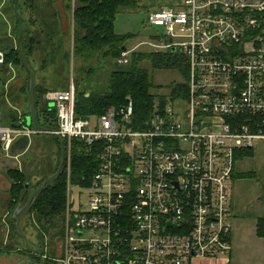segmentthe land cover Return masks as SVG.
Instances as JSON below:
<instances>
[{"label": "built area", "instance_id": "obj_1", "mask_svg": "<svg viewBox=\"0 0 264 264\" xmlns=\"http://www.w3.org/2000/svg\"><path fill=\"white\" fill-rule=\"evenodd\" d=\"M165 32L154 52L181 50L189 69L187 93L136 117L131 96L97 114L76 111V85L51 90L54 129L66 141L98 152L87 187L89 207L68 206L60 264H191L233 253L230 188L244 150L264 140V0H184L147 14ZM123 50L118 63L128 64ZM6 53L0 48V67ZM185 104V107H182ZM4 121L0 155L14 141L40 134ZM17 158V157H16Z\"/></svg>", "mask_w": 264, "mask_h": 264}, {"label": "rangeland", "instance_id": "obj_2", "mask_svg": "<svg viewBox=\"0 0 264 264\" xmlns=\"http://www.w3.org/2000/svg\"><path fill=\"white\" fill-rule=\"evenodd\" d=\"M75 3V0H28L27 7H24L27 17L25 26L29 31L27 37L34 38L30 58L34 66L32 68L35 71L36 82L39 90L46 88L51 91L66 89L71 80H74L76 86L83 91L105 94L110 89L111 72L120 67H126L127 64L118 63V58L113 56L107 57L106 48L88 50L87 54L75 53L73 31ZM150 6L154 9L155 5L141 4L135 8H123L116 14L114 20L116 33L123 38L127 50L134 49L128 57L130 63L133 62L135 52L154 53L150 43L157 42L165 32L163 27L152 25L148 21L147 14L150 12ZM10 8V0H0V39L4 41L10 39L17 48L15 20L10 18L12 15ZM53 34L54 39L51 36ZM91 52L93 57L89 56ZM51 53L53 57L50 59ZM168 53L170 52L161 49L159 55L167 56ZM175 56L178 57L176 61L173 57L168 58V61L174 63V66L170 65L168 68L163 65L155 66L152 60L147 58L140 61V66L148 69L151 81L157 86L151 90L157 106L172 104L173 85L186 81L182 72L187 64L184 55L181 50H178ZM0 74L3 77L0 80V95H2L4 110H7L10 116L8 124L12 125L10 121L13 119V122L20 123L30 107L28 94L21 92V86H27L30 82L29 73L18 63L5 61V64L0 67ZM16 100L19 102L14 103ZM44 102L47 105L46 100ZM48 105L53 107L52 102ZM182 107H185V104H182ZM92 121L94 127L97 114H93ZM56 153V142H53L49 134L40 133L38 136H31L28 148L14 159L17 160L19 167L26 165L29 171L36 174L38 163L49 157L53 158L55 156L53 154ZM67 171L69 181L71 165L70 173L68 168ZM236 173H238L237 176ZM246 173L252 175L245 176ZM70 181L72 182L70 200L73 209L88 208L93 189L72 179ZM10 186L11 180L6 171L0 169V246L3 242H9L2 240L4 237L14 239L13 242L6 243V245L13 244L9 248L10 253L6 254L0 249V264H37L36 258L22 252L25 245L24 237H20L15 232L11 233L5 227V221L8 220L11 212V209H8ZM68 199L67 194L66 208ZM230 200L233 206L235 235L234 251L232 257L230 256L231 264H264V235L258 234L260 219L264 220V140L256 141L251 154L239 158L231 182ZM65 213L66 209L52 219L47 224V229L38 227L33 213L24 214L21 221L22 230L30 246L40 248L44 257L56 261L57 264H60L62 257ZM40 231L43 235L41 238L38 236ZM18 249H21V252H18ZM227 258L224 256L219 260Z\"/></svg>", "mask_w": 264, "mask_h": 264}, {"label": "trees", "instance_id": "obj_3", "mask_svg": "<svg viewBox=\"0 0 264 264\" xmlns=\"http://www.w3.org/2000/svg\"><path fill=\"white\" fill-rule=\"evenodd\" d=\"M11 1V16L12 20H15V35L16 39L19 33V17L15 10V1ZM76 7L74 8V49L75 53L87 54L88 50H97L106 48L105 55L108 57L113 56L115 58H120L123 46H125L124 40L119 34L116 33L114 29V20L118 11L123 8H135L139 7L140 0H75ZM17 5L19 12L22 14L24 19V34L22 38V44L24 47V52L28 58V61L34 68L32 60L30 58L33 51L34 38L27 37L28 30L25 26V20L27 19L25 13V6L28 5V0H17ZM44 25V24H43ZM45 27V26H44ZM53 39L55 38V35ZM52 39V37H50ZM0 48L4 49L6 53V61L18 63L23 68L24 63L20 54L19 47H15L13 42L10 39H0ZM160 53H144V52H135L133 53V62L128 63L126 67H120L111 72L110 80V89L105 94H98L95 92L83 91L76 86V111L79 115L88 116L90 114H102L104 113L109 106H120L127 102L126 98L131 96L135 102V112L136 117L140 120L145 119L149 112L154 108V93L151 92L153 88L157 86L151 81L150 74L147 68L140 66V61L144 58L152 60L155 66L163 65L168 68L170 65H173L172 61H168V58L173 57L178 59L175 55L177 52L171 51L167 56H160ZM90 57H93V52L89 54ZM52 53L50 59L52 58ZM160 63V64H159ZM129 65V66H128ZM174 66V65H173ZM26 68V67H25ZM27 70V69H26ZM28 71V70H27ZM186 80L189 79V69L186 64L185 70H182ZM29 73V72H28ZM30 81V74H29ZM76 85V84H75ZM69 86V85H68ZM67 86V88H68ZM66 88V89H67ZM36 108H37V117L39 123L50 129L57 128V112L55 107L48 105V101L45 104V94L49 91L44 88L39 90L38 83H36ZM188 84L187 83H176L172 87L171 95L173 98L178 97L182 93H187ZM21 92L28 94L30 100V82L27 86H21ZM2 102V96L0 97ZM17 101V102H16ZM14 103H18L19 100H16ZM164 105V104H162ZM30 115V107L26 116L23 117V120H20V123L23 122L25 125H28L27 117ZM10 116L8 115L7 110H4V121L9 123ZM12 125H19L18 122H13ZM51 136L53 142H56L57 153L53 158L49 157L38 163L36 174L32 171H29L24 167L19 166H9L6 170V173L11 180V186L9 188L10 195L8 200V209H11L9 218L6 223L9 224L11 233L15 232L20 237L22 234L18 230L17 220L13 218V212L20 203L22 197L26 194V184L28 182L30 185V192L26 196L27 200L30 194L37 189L44 180L54 174L60 164L61 159V147L60 142L56 139L53 134L47 133ZM38 136V134H37ZM23 137V136H21ZM21 137L17 138L13 145ZM65 143H67L65 141ZM12 145V147H13ZM59 146V147H58ZM12 149V148H11ZM244 156L251 154V150H244L242 152ZM2 156L0 155V158ZM9 157H3L6 159ZM98 152L95 148L88 151V147L84 144L73 140L72 143V160H71V179L77 183L83 185H89L92 177L98 166ZM235 174V172H234ZM238 173H236L237 176ZM245 176L252 175L251 173L244 174ZM34 177H42L36 184H33ZM68 171L67 163L65 168L60 176L54 179L48 187L41 191L37 197L35 203L30 208L27 213H33L36 217V222L38 227L42 229H47V224L54 219L57 215L62 214L66 209L67 202V182H68ZM15 208V209H14ZM43 231V230H42ZM42 231L38 233V236L43 237ZM258 234L264 235V220L260 219L258 225ZM13 236V234H11ZM2 246V245H1ZM4 246V245H3ZM13 244L9 247L11 248ZM32 247V246H31ZM35 248H38L35 246ZM9 249V248H8ZM40 249V248H39ZM22 252L29 250V247L24 245ZM41 250V249H40ZM21 252V249L18 250ZM30 252V251H29ZM37 264L40 263V258H36ZM43 264H57L56 261L44 257Z\"/></svg>", "mask_w": 264, "mask_h": 264}, {"label": "water", "instance_id": "obj_4", "mask_svg": "<svg viewBox=\"0 0 264 264\" xmlns=\"http://www.w3.org/2000/svg\"><path fill=\"white\" fill-rule=\"evenodd\" d=\"M14 7H15L16 13L19 17V33L17 36V42H18L17 44H18V47L20 50V54H21L24 66L26 67V69L28 70V72L30 74V115L27 117L28 126L34 127L35 129L39 130L42 133L53 134V136L59 140L60 147H61V159H60V164H59L57 171L54 174H52L51 176L47 177L44 180V182L42 183V185H40L37 189H35L30 194L29 198L27 200H25L26 196L30 192L31 183L28 182L26 184V194L20 200V203L18 204V206L16 207V209L14 210L13 215H12L13 218H15L17 220L18 230L22 233V236L25 239L26 246L29 247V249H32L34 252H36V254L40 258V261H41L40 264H43L44 257L42 255L40 249L39 248H32L30 246L28 238L22 230L21 221H22L23 215L26 214L30 210V208L35 203V201H36L37 197L39 196V194L41 193V191L44 190L46 187H48V185L54 179H56L58 176H60L62 174V172L65 168V164L67 162V145H66L64 139H62V137L54 129L46 128V127L42 126L38 121L37 108H36L35 71L32 68V65L28 61V58L24 52V47L22 44V38H23V34H24V19H23L22 14L19 12L17 0L15 1ZM122 49L126 50V47L123 46ZM29 144H30V137L26 136V135L21 137L18 141H16V143L13 145V147L11 149V157L3 159L0 161V169L7 170V168L9 166H11V167L12 166L13 167L18 166L17 160L14 158L18 157L23 151H25L28 148ZM41 178L42 177H34V179L32 181L33 184H36L39 180H41Z\"/></svg>", "mask_w": 264, "mask_h": 264}, {"label": "crops", "instance_id": "obj_5", "mask_svg": "<svg viewBox=\"0 0 264 264\" xmlns=\"http://www.w3.org/2000/svg\"><path fill=\"white\" fill-rule=\"evenodd\" d=\"M183 2H184V0H140L139 3H140V5L141 4L155 5L154 9H152V6H150L149 9L151 12V11H156V10L161 9L163 7H166V6H174L177 8H181ZM147 7H149V6H147ZM0 76H1V74H0ZM2 79H3V77L1 76L0 80H2ZM7 91H8V89H7ZM0 94H1V92H0ZM0 96H2V95H0ZM1 160H3V157H1L0 161ZM232 213H233V206H232ZM232 222H233V218H232ZM234 236L235 235H234V224H233L232 242L234 241L233 240ZM233 251H234V246H233ZM231 257H230V263H228L226 259L225 260H219V259H209V258H194L191 261V264H231V262H232ZM219 262H221V263H219Z\"/></svg>", "mask_w": 264, "mask_h": 264}, {"label": "flooded vegetation", "instance_id": "obj_6", "mask_svg": "<svg viewBox=\"0 0 264 264\" xmlns=\"http://www.w3.org/2000/svg\"><path fill=\"white\" fill-rule=\"evenodd\" d=\"M67 163V162H66ZM5 224H6V226L5 227H7L8 229H9V231H10V228H9V224L8 223H6L5 222ZM2 240H7V241H9V242H3V244L2 245H4V246H0V249L4 252V253H6V254H8V252L10 253L11 252V250L10 249H8V248H10L9 246H10V244H7L6 245V243H10V242H13L14 241V239H11L10 237H8L7 239L4 237ZM32 248H35V246H33L32 245ZM19 250V249H18ZM30 251V252H29ZM26 255H29V256H33L34 258H39V256L36 254V252H34L32 249H29L28 251H26V252H24ZM29 256H28V258H29ZM44 257V256H43ZM35 260V259H34ZM33 261V260H32ZM34 262V261H33ZM41 262V261H40ZM43 263H44V261H43ZM40 264V263H39Z\"/></svg>", "mask_w": 264, "mask_h": 264}]
</instances>
